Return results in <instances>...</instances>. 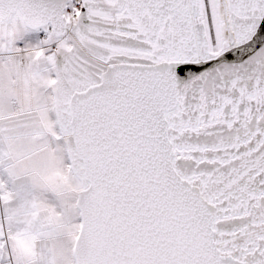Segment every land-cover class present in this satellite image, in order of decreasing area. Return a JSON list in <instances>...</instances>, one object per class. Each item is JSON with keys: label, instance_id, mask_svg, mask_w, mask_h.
I'll return each instance as SVG.
<instances>
[{"label": "snow or ice", "instance_id": "1", "mask_svg": "<svg viewBox=\"0 0 264 264\" xmlns=\"http://www.w3.org/2000/svg\"><path fill=\"white\" fill-rule=\"evenodd\" d=\"M0 264H264V0H0Z\"/></svg>", "mask_w": 264, "mask_h": 264}]
</instances>
